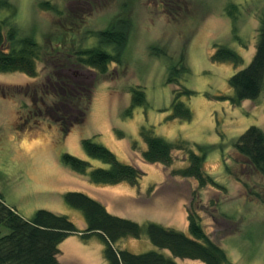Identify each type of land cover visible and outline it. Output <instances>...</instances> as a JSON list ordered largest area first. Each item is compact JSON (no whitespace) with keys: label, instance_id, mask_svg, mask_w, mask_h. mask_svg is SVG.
Here are the masks:
<instances>
[{"label":"rangeland","instance_id":"374dc122","mask_svg":"<svg viewBox=\"0 0 264 264\" xmlns=\"http://www.w3.org/2000/svg\"><path fill=\"white\" fill-rule=\"evenodd\" d=\"M162 1L0 0L14 6L22 33L35 35L43 48L36 77L0 72V193L26 219L46 209L66 215L80 230L86 223L83 214L65 202L63 194L68 191L88 194L113 215L184 233H188V213L195 211L210 238L226 251L230 264H264V177L247 166L233 147L250 126L264 130V89L256 100H244L239 106L225 99L233 94L229 78L255 55L264 0H168L174 5L171 10ZM44 2L51 9H45ZM3 9L0 20L7 14ZM118 19L131 25L123 61L111 63L105 74L94 71L91 104L87 99L81 102L83 109L88 105L84 119L64 136L41 103L43 97L48 104L54 98L40 86L54 75L58 60L65 61L79 45H94L91 32L106 29ZM219 45L234 49L244 63L237 67L213 62ZM154 49L177 59L184 55L189 75L177 84L169 83V61L155 55ZM184 87L195 92L181 98L192 111L190 121L170 117L174 90ZM134 89L145 92L147 104L127 116ZM142 126L167 140L188 142L187 150H174L168 166L145 161ZM83 138H92L121 162L138 167L143 173L139 183L93 184L66 167L61 161L65 152L88 161L92 168L108 167L85 152ZM198 145L211 147L204 169L218 186L201 188L195 178L174 174L189 164V149L200 153ZM8 232L0 224V234ZM105 246L98 235L85 241L75 234L60 244L58 259L63 264H107ZM115 247L171 256L145 234L140 239L125 238Z\"/></svg>","mask_w":264,"mask_h":264},{"label":"trees","instance_id":"16d2710c","mask_svg":"<svg viewBox=\"0 0 264 264\" xmlns=\"http://www.w3.org/2000/svg\"><path fill=\"white\" fill-rule=\"evenodd\" d=\"M162 3L170 10L174 7L168 0ZM1 5L7 14L0 20V72H22L36 77L38 62L43 59V48L35 35L22 33L14 6L8 3ZM42 5L45 9H51L46 2ZM229 13L232 14V11ZM130 31L129 20L118 19L106 29L91 32L96 43L88 47L79 45L65 61L58 60L54 75L47 77L40 86L46 96L54 98L48 104L43 97L41 103L64 136L78 120L83 121L88 105L83 109L81 102L87 99L89 106L91 104L90 83L94 79V71L105 74L111 63H122ZM154 54L168 59L169 83L177 84L181 78L189 75L190 69L184 55L177 59L159 49H154ZM211 58L213 62H230L237 67L244 63L242 56L226 45H219ZM229 85L233 94L225 99L234 106H239L244 100H256L264 89V14L258 29L255 55L245 68L229 78ZM132 93L131 105L125 111L127 116L133 113L135 107L147 104L142 89H134ZM194 94L186 87L174 90L172 119H192L191 109L181 98ZM140 136L146 144L142 157L149 163L171 165L174 150H187L188 142L167 140L154 134L149 127L142 126ZM81 143L90 157L101 160L108 167L92 168L88 161L65 152L61 161L73 172L87 176L93 184L126 182L135 186L139 183L143 173L138 167L121 162L115 153L92 138H83ZM233 147L246 160L247 166L264 177V130L250 126L234 141ZM198 148L200 153L188 150L189 164L174 171V174L195 178L201 188L218 186L215 178L204 169L211 147L198 145ZM63 198L69 206L83 214L86 223L84 230L78 229L66 215L46 209H38L31 218L26 219L14 207L7 205L0 193V224L9 228L8 233L0 234V264H63L58 259L60 244L75 234L85 241L98 235L106 243L104 257L107 264H178L174 258L200 260L205 264H230L226 251L210 238L195 211L188 213V233H184L155 222L139 224L113 215L102 202L81 191H68ZM144 234L153 245L168 250L171 256L157 250L136 254L115 247L125 238L140 239Z\"/></svg>","mask_w":264,"mask_h":264}]
</instances>
